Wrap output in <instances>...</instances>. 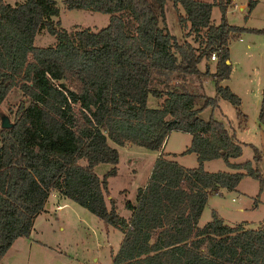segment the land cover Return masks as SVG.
Segmentation results:
<instances>
[{
	"label": "trees",
	"instance_id": "obj_1",
	"mask_svg": "<svg viewBox=\"0 0 264 264\" xmlns=\"http://www.w3.org/2000/svg\"><path fill=\"white\" fill-rule=\"evenodd\" d=\"M167 1L62 0L68 10L108 15L107 24L95 31H67L59 19L52 20L59 13L55 0L15 5L0 0V105L11 88L21 93L12 125L0 128V264L13 241L29 234L52 191L121 232L111 264H264V222L256 228L227 225L211 211L210 220L198 225L209 195L219 189L235 190L252 177L258 181L254 205L263 191L264 175L249 160L230 161L241 155L233 133L200 113L217 107L218 98L241 113L239 97L219 85L231 69L225 62L227 41L231 33L264 29L229 25L231 0H171L177 23L193 36L194 47L166 31ZM255 3L246 0L247 13ZM213 5L220 13L216 25ZM41 29L54 37L53 45L34 46ZM212 54L214 71L207 65L200 70L197 64ZM169 74L200 80L210 75L215 95L152 87L156 77L164 85ZM148 96L158 100L157 106L146 105ZM259 103L257 119L263 123L264 83ZM171 131L189 135L180 155L193 153L196 165L185 168L157 155L145 185L136 189L135 203L124 205L128 218L120 216L114 200L104 199L118 163L109 143L157 151ZM216 158L233 171H205L204 162ZM252 158L260 161L256 149ZM98 163L110 165L99 177L93 172Z\"/></svg>",
	"mask_w": 264,
	"mask_h": 264
},
{
	"label": "rangeland",
	"instance_id": "obj_2",
	"mask_svg": "<svg viewBox=\"0 0 264 264\" xmlns=\"http://www.w3.org/2000/svg\"><path fill=\"white\" fill-rule=\"evenodd\" d=\"M10 5L20 3L22 0H4ZM213 2L216 0H198ZM233 0L227 5L226 20L229 25L238 27H249L264 29V0H259L252 16L246 14V0ZM58 7V17L52 20H60V26L67 31L81 28H89L95 31L108 22V15L92 12L87 9L76 8L68 10L62 0H55ZM244 9L238 10L239 6ZM177 11L184 15L181 7ZM211 23L216 25L220 13L215 5L211 7ZM166 31H169L177 41H188L194 47L197 43L193 36L188 34L186 28H181L177 23V13L168 0L164 6ZM54 37L48 35L44 29L36 33L34 46L45 47L54 44ZM229 48L228 63L230 74L228 79L220 82L219 85H228L229 88L240 99V111L238 114L234 106L227 100L217 99L218 106L207 107L200 117L207 120L209 116L223 123L229 133H233L236 143L241 147V155L233 161L243 163L249 160L261 175H264V122L257 119L260 92L264 82V33L254 34L242 32L241 34L229 35L227 41ZM215 59L211 56L202 60L197 67L204 70L208 66L214 71ZM166 83L160 77L152 82V87L164 90L175 89L178 91H189L201 96L215 95V85L210 75L199 79L195 75H188L181 79L176 74H169ZM164 78V77H163ZM21 99V93L16 87L9 90L0 105V114H6L9 121L13 120L15 107ZM28 102H26L27 104ZM158 100L148 97L146 105L157 106ZM12 110L11 112L9 110ZM165 153H170L174 160L187 168L194 167L197 163L193 153L180 155L189 145V135L180 131H171L165 138ZM118 152L117 173L108 180V197L106 202L113 199L116 205V212L122 217L128 215L124 207L126 202L135 203L136 189L145 185L150 170L153 166V159L156 150H148L135 145L131 147L119 146L109 143ZM254 149L258 151L260 161L254 163L252 155ZM78 163L84 164L83 160ZM110 165L98 163L93 168L97 177L109 169ZM207 172L233 171L226 167L221 159H211L203 164ZM57 192V191H56ZM258 192V181L252 177L243 178L232 191L222 189L219 194H210L201 211L198 225L202 226L210 220L211 211H215L227 225L236 223L244 227L256 228L264 222V188L259 194L256 205L253 201ZM49 206V205H48ZM50 207V206H49ZM79 207V211L38 213L29 234L26 238L19 237L13 241L1 259V264H111L112 256L117 251L121 232L111 226H104L101 221L90 214L85 208ZM58 210L59 207H56ZM64 215V216H63Z\"/></svg>",
	"mask_w": 264,
	"mask_h": 264
},
{
	"label": "crops",
	"instance_id": "obj_3",
	"mask_svg": "<svg viewBox=\"0 0 264 264\" xmlns=\"http://www.w3.org/2000/svg\"><path fill=\"white\" fill-rule=\"evenodd\" d=\"M258 1L259 0H256V3H255V5H254V7L250 10V12L249 13H247V11H246V8H245V11H246V16H252V14L255 12V9H256V7H257V5H258ZM233 4L235 3V1L233 0V2H232ZM239 9L238 10H240V9H244V7L241 5V6H239L238 7ZM255 29V28H254ZM222 81H224V80H221L220 82H222ZM219 82V83H220ZM264 83V82H263ZM262 83V84H263ZM263 86V85H262ZM149 97V96H148ZM148 97H147V99H148ZM156 105H157V103H156ZM164 142V141H163ZM123 146H126V147H131V146H134V145H132V144H129V143H126L125 145H123ZM164 148H165V142L163 143V145H162V147L159 149V150H157L156 151V155H155V157L157 156V155H159L160 153L161 154H163L164 156H165V158L166 159H169V160H174L173 158H172V156H171V154L168 152V153H165L164 152ZM154 157V158H155ZM154 160V159H153ZM234 159H232V160H230L232 163H236V162H234L233 161ZM176 162H177V160H175ZM178 163V162H177ZM205 163V162H204ZM181 165V164H180ZM182 166V165H181ZM183 167H185V166H183ZM185 168H187V167H185ZM152 169V168H151ZM151 171V170H150ZM230 171V170H229ZM150 174V173H149ZM149 176V175H148ZM222 189H219L218 190V192L217 193H215V194H219L220 193V191H221ZM209 198V197H208ZM208 200V199H207ZM50 207H49V206ZM78 205L76 204V203H74V202H72L71 200H68L67 198H65V197H63V196H61V195H59L58 194V192H56V191H52L51 193H50V195L47 197V199H46V202H45V204H44V206H43V209L39 212V213H46V214H48L50 211V209L49 208H53V211L54 212H59V213H61V212H63V214L65 215L68 211H76V212H78L79 211V207H77ZM56 207H60L58 210L56 209ZM129 214H130V211L128 210V215H126L125 216V218H128V216H129ZM63 215V216H64ZM122 238V237H121ZM120 242V241H119ZM116 252V251H115ZM115 252H114V255H115Z\"/></svg>",
	"mask_w": 264,
	"mask_h": 264
},
{
	"label": "water",
	"instance_id": "obj_4",
	"mask_svg": "<svg viewBox=\"0 0 264 264\" xmlns=\"http://www.w3.org/2000/svg\"><path fill=\"white\" fill-rule=\"evenodd\" d=\"M225 62L228 63V61ZM11 125L12 123L9 121V117L6 114H0V128H9Z\"/></svg>",
	"mask_w": 264,
	"mask_h": 264
},
{
	"label": "built area",
	"instance_id": "obj_5",
	"mask_svg": "<svg viewBox=\"0 0 264 264\" xmlns=\"http://www.w3.org/2000/svg\"><path fill=\"white\" fill-rule=\"evenodd\" d=\"M211 59H213V60H214V54H212V55H211ZM59 208H60V207H59Z\"/></svg>",
	"mask_w": 264,
	"mask_h": 264
}]
</instances>
